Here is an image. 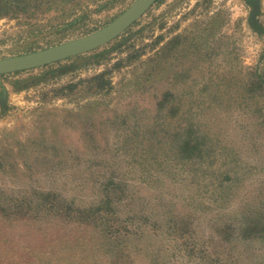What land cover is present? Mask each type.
Returning a JSON list of instances; mask_svg holds the SVG:
<instances>
[{
	"label": "rangeland",
	"instance_id": "rangeland-1",
	"mask_svg": "<svg viewBox=\"0 0 264 264\" xmlns=\"http://www.w3.org/2000/svg\"><path fill=\"white\" fill-rule=\"evenodd\" d=\"M135 1L0 0V59L93 33ZM263 79L264 0H158L108 44L0 75V197L59 196L0 216V264H264V241L242 238L264 204V125L241 95ZM192 118L220 143L198 171L165 160ZM56 197L104 214L102 230L57 216Z\"/></svg>",
	"mask_w": 264,
	"mask_h": 264
},
{
	"label": "trees",
	"instance_id": "trees-1",
	"mask_svg": "<svg viewBox=\"0 0 264 264\" xmlns=\"http://www.w3.org/2000/svg\"><path fill=\"white\" fill-rule=\"evenodd\" d=\"M17 73V72H16ZM263 76V75H262ZM259 77V76H258ZM261 77V75H260ZM264 80V79H263ZM262 81H252V83H247L246 85L242 86L241 91H245L244 94H241L243 96V101H245L246 94L248 95V98L252 97L254 99V104L256 105L254 109V114H257L260 116L259 126L264 125V108L262 105L258 103L257 96L259 98L264 97V82L260 84ZM253 84V85H252ZM253 86L255 89H253ZM261 89V91H260ZM169 99H166L162 102V106H166ZM203 107H198L199 110H202ZM196 116V115H195ZM186 124V125H183ZM176 129L174 133L176 134V143L172 146L173 150H166L165 151V160L168 161H175L178 164L181 163L182 165H188L192 164L190 170L198 171L199 169H194L195 165L200 164L208 159H214L215 154L218 151V147L220 146V143L216 137H210V135L206 134L199 126V124L195 121V119H191L190 122L182 123L178 127H173V130L170 131L169 135L172 134V132ZM184 129L185 132H180V130ZM212 138V139H210ZM230 148V147H229ZM227 153L231 152V150L225 149ZM234 151V150H232ZM233 160H227V158L224 159V162L222 163L223 166L228 167L231 165H234L236 161ZM239 163H237V170L240 172ZM245 168V166H244ZM238 176L230 177L228 171L222 172L220 175V180L223 181V183H233L236 181ZM107 186V189H109ZM47 193L56 195V193H53V191H45V193H42L41 190L37 189L33 193L34 196L29 197L28 195H21V196H7V199H3L4 196L0 197V216L3 218H14L18 217L21 219L31 218L33 212H37L38 214H41L40 212L42 210H46V207L44 206V197H47ZM44 196V197H43ZM58 198L59 196L56 195ZM52 197V196H51ZM55 197V196H54ZM53 199L50 207L52 209L56 210L57 216L65 219L76 222L80 225H95L96 228H99L102 230V226L96 225L98 223H101L102 221L106 220V216L102 213H93L91 211H85V210H78V212H75L71 215H69V207L70 204L68 203L67 207L65 205L66 200L62 201L58 198ZM17 198V199H16ZM72 206V205H71ZM73 207V206H72ZM39 210L38 211H36ZM253 215L250 220L252 224H250V227H247L246 230L243 233L242 238L245 239H260L264 241V204L257 207L255 210L252 211ZM179 232H185L190 229V223L184 222L180 224L178 221H176V224H174ZM249 226V225H247ZM233 240V237L231 238ZM247 241V240H246ZM248 243V241H247ZM233 256V254H232ZM115 257V256H114ZM125 259H130L131 256L124 254L117 253V257L114 258V261L116 264L119 263H125L129 264L128 261ZM132 264V261H131Z\"/></svg>",
	"mask_w": 264,
	"mask_h": 264
},
{
	"label": "water",
	"instance_id": "water-1",
	"mask_svg": "<svg viewBox=\"0 0 264 264\" xmlns=\"http://www.w3.org/2000/svg\"><path fill=\"white\" fill-rule=\"evenodd\" d=\"M158 0H136L116 19L88 35L38 51L0 59V75L31 70L92 51L120 36Z\"/></svg>",
	"mask_w": 264,
	"mask_h": 264
}]
</instances>
